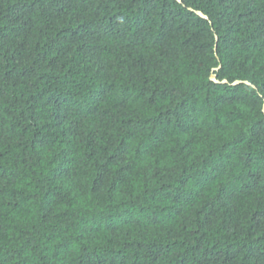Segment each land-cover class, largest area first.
<instances>
[{
	"label": "trees",
	"instance_id": "trees-1",
	"mask_svg": "<svg viewBox=\"0 0 264 264\" xmlns=\"http://www.w3.org/2000/svg\"><path fill=\"white\" fill-rule=\"evenodd\" d=\"M263 108L264 0H0V264H264Z\"/></svg>",
	"mask_w": 264,
	"mask_h": 264
},
{
	"label": "water",
	"instance_id": "water-1",
	"mask_svg": "<svg viewBox=\"0 0 264 264\" xmlns=\"http://www.w3.org/2000/svg\"><path fill=\"white\" fill-rule=\"evenodd\" d=\"M178 2H181V0H177ZM190 10H192V9H190ZM196 12V14L197 15H199L201 18H203V19H208V16H206L204 13H202L201 11H195ZM218 40V38L216 37V41ZM210 80L211 81H213V82H215V83H223V84H226V83H228V81L227 80H221V81H219L217 78H216V75L213 73V71H212V74L210 75ZM245 83V84H247V85H251L250 84V82H248V81H239V80H237V81H234V82H232L231 84L232 85H237V84H239V83ZM263 111H264V108H263Z\"/></svg>",
	"mask_w": 264,
	"mask_h": 264
}]
</instances>
